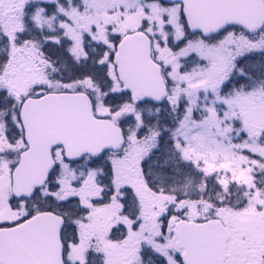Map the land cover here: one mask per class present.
I'll return each instance as SVG.
<instances>
[{"label": "snow or ice", "instance_id": "obj_1", "mask_svg": "<svg viewBox=\"0 0 264 264\" xmlns=\"http://www.w3.org/2000/svg\"><path fill=\"white\" fill-rule=\"evenodd\" d=\"M0 264H264V0H0Z\"/></svg>", "mask_w": 264, "mask_h": 264}]
</instances>
